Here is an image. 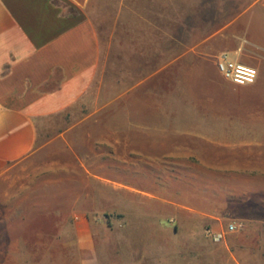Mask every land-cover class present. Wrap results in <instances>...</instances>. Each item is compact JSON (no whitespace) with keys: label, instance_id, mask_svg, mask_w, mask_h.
Returning <instances> with one entry per match:
<instances>
[{"label":"rangeland","instance_id":"rangeland-1","mask_svg":"<svg viewBox=\"0 0 264 264\" xmlns=\"http://www.w3.org/2000/svg\"><path fill=\"white\" fill-rule=\"evenodd\" d=\"M231 2L240 11L264 0ZM247 37L262 43L245 57L258 70L251 85L190 64L157 85V109H72L41 128L0 179V264H134L139 247L158 255L173 225L166 200L182 190L221 208L236 192L264 199V35ZM139 144L158 148L139 157Z\"/></svg>","mask_w":264,"mask_h":264},{"label":"crops","instance_id":"crops-1","mask_svg":"<svg viewBox=\"0 0 264 264\" xmlns=\"http://www.w3.org/2000/svg\"><path fill=\"white\" fill-rule=\"evenodd\" d=\"M251 31L264 35V3L238 11L231 0H0V179L32 153L41 128L72 109L130 100L157 109V85L172 86L190 64L219 73L205 56L250 66V46L262 47ZM157 148L134 151L151 157ZM172 150L188 155L183 145ZM199 195L166 200L173 225L158 235V255L139 247L134 264H264V199L236 192L221 208Z\"/></svg>","mask_w":264,"mask_h":264},{"label":"built area","instance_id":"built-area-1","mask_svg":"<svg viewBox=\"0 0 264 264\" xmlns=\"http://www.w3.org/2000/svg\"><path fill=\"white\" fill-rule=\"evenodd\" d=\"M215 64L220 75L237 85H251L255 83L258 77V70L252 66L244 65L233 61L227 54H221L215 57ZM234 225H228L227 231H233ZM207 233L214 241H220L223 238V233Z\"/></svg>","mask_w":264,"mask_h":264}]
</instances>
